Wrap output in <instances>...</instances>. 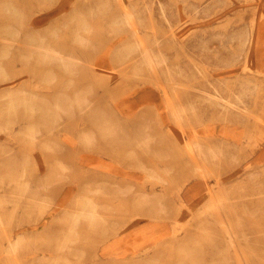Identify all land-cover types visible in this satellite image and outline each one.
Wrapping results in <instances>:
<instances>
[{
	"label": "rangeland",
	"instance_id": "374dc122",
	"mask_svg": "<svg viewBox=\"0 0 264 264\" xmlns=\"http://www.w3.org/2000/svg\"><path fill=\"white\" fill-rule=\"evenodd\" d=\"M263 8L264 0H0V264H142L132 259L141 236L117 232L122 215L158 238L159 264H260L264 55L251 67L245 55L252 13ZM44 45L76 65L51 61ZM162 121L168 128L154 130ZM169 127L184 132L180 142L161 139ZM165 148L200 167L168 168ZM251 162L244 181L215 185ZM86 191L107 204L106 225L89 229L71 213ZM140 209L151 216L138 218Z\"/></svg>",
	"mask_w": 264,
	"mask_h": 264
},
{
	"label": "bare ground",
	"instance_id": "6f19581e",
	"mask_svg": "<svg viewBox=\"0 0 264 264\" xmlns=\"http://www.w3.org/2000/svg\"><path fill=\"white\" fill-rule=\"evenodd\" d=\"M232 4V3H231ZM264 9V8H263ZM259 11V10H258ZM257 14H260V13H257V12H253L252 13V17L254 18V29H255V31H252L251 32V37H250V39H251V42H250V45H249V48H248V50H246V59H247V61H246V65H248L249 64V66L250 65H252L253 66V61L255 60V57L259 54V55H261L260 57L261 58H263L262 57V55H264V52L262 51V49H261V47L263 46L264 47V42L262 41V35H261V32H262V29L263 28H261V24H260V19H262L263 17H259ZM262 14H264V13H262ZM262 14H260V15H262ZM257 15V16H256ZM163 16V15H162ZM35 20V19H34ZM43 20H45V19H39V20H37V22H34V24L35 23H37V25H40V24H42V22H43ZM259 20V21H258ZM262 22H264V20L262 21ZM256 41V42H255ZM262 41V42H261ZM42 49H44V50H48L51 54H48L47 55V57L51 60V61H54V62H56V63H58L60 66H63V67H65V66H70L69 64V62L70 61H72L73 63H74V66L76 65L75 64V61H73L74 59L73 58H71V57H68V58H66V57H64V56H62V55H60V53H58L55 49H50L47 45H44V47L42 48ZM139 54H141L142 55V60L143 61H145V62H150V56H149V51L146 49V47H143V50H142V52L141 53H139ZM258 57V56H257ZM46 58V57H45ZM140 59V58H139ZM138 59H136V61H137ZM134 61V60H133ZM263 62H264V58H263V60H262ZM261 60H260V62H262ZM260 62H258L259 64H260ZM144 63V62H143ZM245 63V62H244ZM260 65H263L264 66V64H260ZM74 66H72V67H74ZM136 66V65H135ZM135 66H133V69L135 70L136 69V67ZM251 67V66H250ZM96 68H103V66H100V63H99V65H97V67ZM107 69V68H106ZM253 69H255V67L253 68ZM95 70L96 69H94L93 70V74H94V72H95ZM255 70H257V69H255ZM258 70H259V68H258ZM96 73V72H95ZM97 74V73H96ZM173 81H174V79L169 75V77H168V79L166 80V83L167 84H169V85H173V87H169V89L170 90H172V91H174V89H176L177 87H174V86H179L180 84L178 83V82H175V83H173ZM178 89V88H177ZM142 92H143V89H142ZM140 94H141V92H140ZM139 94V95H140ZM142 95H143V93H142ZM147 96V95H146ZM149 99H151V98H149ZM216 99V98H215ZM223 102V101H222ZM231 109H233V108H231ZM240 113V112H239ZM241 114V113H240ZM174 117L176 118L177 117V114L176 113H174ZM168 126V123H166V121H162V122H160V123H158V125H157V127L158 128H155L154 130H156V129H158V130H163V128H166ZM168 128V127H167ZM180 136V137H179ZM181 136H184V132H182V131H179V132H177V131H174V129H171V127H169V130L168 131H164V133L162 134V137H161V139H163V140H165V141H173V142H176V143H178V142H180L179 140L180 139H182L181 138ZM155 147H158V146H155ZM259 147H260V144H258V148L256 149V150H254V151H252L251 152V154H252V156H258V153L259 152H257L258 150H259ZM157 150H160V148H156ZM174 149H176V148H174ZM188 150L190 149V150H194V149H192V148H187ZM165 150H166V154H165V156H169V158H171L172 160H169V162H167V164H166V166L168 167V168H170V169H173V170H178V169H180L181 167H183V168H185V170L186 171H188V169L189 168H192V166H194L195 168H199L200 167V163L198 162V161H196L195 159H194V157L195 156H193V155H189L191 158H192V161H191V163H188V162H186V164H184V163H182L183 161L178 157L179 156V152H180V150H178V148H177V150H178V152L177 151H174V150H172V149H169V148H165ZM150 151V150H149ZM170 151H172V152H174L175 154H170ZM152 152V151H151ZM190 152V151H189ZM190 154H191V152H190ZM199 157H200V155H198ZM7 156H5V158H6ZM174 157H176V158H174ZM254 157H251L252 159L254 158ZM178 158V159H177ZM201 158V157H200ZM175 159V160H174ZM252 164V162L251 163H248V165L247 166H245L244 168H242L241 166H234V167H232L230 170H231V172H232V174H230L229 176H226V177H224V178H222V179H219V180H216L215 181V185L220 189L221 187H220V185H222V186H225V185H234L237 181H239V179L241 180V181H244V179H245V177L244 178H242L241 179V177L246 173V171H249V170H254L255 168H252L251 165ZM87 165V164H86ZM84 167H86V166H84ZM246 169V170H245ZM122 171V170H121ZM110 173V172H109ZM113 175V174H112ZM121 176H122V174H120ZM118 176V175H117ZM135 177H136V175H135ZM127 178V177H126ZM140 178V177H139ZM139 178H137V179H139ZM128 179H131V178H127V180ZM142 180V179H141ZM114 183L116 182V181H113ZM135 182H136V180H135ZM139 182V181H138ZM158 182V181H157ZM200 182H198V181H195V182H192L191 183V185L188 187V189L190 188V190L192 189L193 190V188H197V186H198V184H199ZM202 183V182H201ZM263 183H264V181H263ZM206 185H208V183L206 182L205 183ZM206 187V186H205ZM207 188V187H206ZM209 189L211 190V187H209ZM187 190V189H186ZM97 191H99V189H97ZM206 191V190H205ZM96 191H94V192H90V191H86V193H87V195L84 193V195H85V197H84V204L78 209V210H76V211H74V212H71L72 214H73V216L74 217H76L77 219H84L83 220V222H85L86 220L87 221H89V222H87L86 224H87V226L89 227V229H95V227H97L98 226V224L100 223V225L102 224V225H106V222L108 223L109 222V220H108V216H109V214L111 215L112 213H111V211H108V212H105L104 210H103V207H106L107 206V204H101V203H98L97 201H95V195H90L89 193H95ZM202 192V191H201ZM153 194H155L156 195V192H152ZM182 193V192H181ZM209 194H211L210 192H209ZM190 196H192L191 194H189V193H187V191H185L184 192V194H183V198L182 199H184V202H185V200H186V198H188V197H190ZM203 197V196H202ZM210 197V196H209ZM212 197V196H211ZM210 197V198H211ZM94 202H96L97 203V207L94 205L93 206V204H94ZM93 203V204H92ZM256 203L257 204H261L262 205V208H263V218H261V216L259 215V217H258V222H261V221H264V189H262V191H260L259 190V197L257 198V201H256ZM218 204V203H217ZM102 208V209H101ZM140 212H136L135 213V215H137L138 216V218H144V217H150L151 216V213H152V211L151 210H144V211H142L141 209L139 210ZM224 212H228V207H224V210H223ZM102 213V214H101ZM105 213V214H104ZM105 216V218H103L102 216ZM75 218V219H76ZM88 218V219H87ZM181 219V218H180ZM111 221V220H110ZM164 221V220H163ZM113 222H114V224L115 223H117V232H120L121 233V235L122 234H124L125 235V237L126 236H132V237H134L135 239L138 237V236H141V241L139 242V243H137V242H134V243H137L135 246H134V249L136 250L135 252H134V254H135V256H133V260L134 261H137V262H139V263H142V264H159L158 262H159V257L157 256H155V255H157L158 253H159V251H157V250H159L160 249V245H159V243H157L158 241H156L157 239H155L154 241L152 240H150L148 237L146 238L144 235H143V237H142V234H143V229H144V226H139L140 225V222H139V219H134L133 217H131V216H128V215H122V216H118V217H116V218H113ZM178 222V221H177ZM180 222V221H179ZM178 222V223H179ZM45 223V222H44ZM144 223V222H143ZM199 223V225L200 226H206L207 228H209V229H211V230H214V226H213V222L212 221H208V220H201V221H199L198 222ZM41 224H43L42 223V220H41ZM44 225V224H43ZM37 226H39V225H37ZM41 226V225H40ZM165 227V226H164ZM223 228L225 229V230H227V227H226V225H223ZM163 230V229H162ZM153 232V231H152ZM166 233H167V231H166ZM154 234V233H153ZM161 234V233H160ZM73 235V234H72ZM120 235V236H121ZM149 235H150V233H149ZM151 236V235H150ZM187 236V234H185L184 236H183V238L182 239H184L185 237ZM163 237V236H162ZM161 237V238H162ZM122 238V237H121ZM154 238H155V236H154ZM160 238V239H161ZM175 238L176 239H178V236L177 235H173V239L175 240ZM227 239H228V242H233L232 241V236L229 234L227 237H226ZM121 241V240H120ZM119 241V242H120ZM123 242V241H122ZM145 242H149V243H151L152 245L151 246H154L153 248H152V250H147V249H144V248H146V245H145ZM213 242H215V244H216V246H218V243H219V241L218 240H213ZM118 243V242H117ZM116 243V244H117ZM64 245H62V247H63ZM114 246V245H113ZM117 248H118V246H117ZM115 249V248H114ZM142 249H144V250H142ZM120 250V249H119ZM142 251L141 253H139V251ZM130 251V250H129ZM130 252H132V251H130ZM84 254H85V251H84ZM131 254V253H130ZM153 254V255H152ZM258 255H259V257H260V260H259V262H260V264H264V230H262V231H260L259 232V236H258ZM127 256V255H126ZM129 256V255H128ZM151 257H153L152 259H150ZM102 259V258H101ZM54 264L56 263L55 261L53 262ZM138 264V263H137Z\"/></svg>",
	"mask_w": 264,
	"mask_h": 264
}]
</instances>
